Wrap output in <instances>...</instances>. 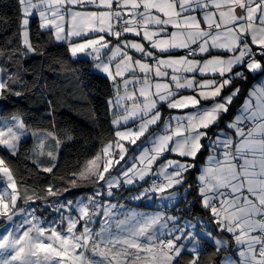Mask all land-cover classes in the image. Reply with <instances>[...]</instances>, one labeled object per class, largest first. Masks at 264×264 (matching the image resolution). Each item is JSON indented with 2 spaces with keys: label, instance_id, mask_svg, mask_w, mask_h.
<instances>
[{
  "label": "snow or ice",
  "instance_id": "snow-or-ice-1",
  "mask_svg": "<svg viewBox=\"0 0 264 264\" xmlns=\"http://www.w3.org/2000/svg\"><path fill=\"white\" fill-rule=\"evenodd\" d=\"M6 7L0 101L35 100L46 124L0 116V264H264V0ZM81 61L109 94L98 148L71 160L45 70L85 99Z\"/></svg>",
  "mask_w": 264,
  "mask_h": 264
},
{
  "label": "trees",
  "instance_id": "trees-1",
  "mask_svg": "<svg viewBox=\"0 0 264 264\" xmlns=\"http://www.w3.org/2000/svg\"><path fill=\"white\" fill-rule=\"evenodd\" d=\"M10 3L11 0H0V16L7 13L9 17L14 18V10L6 7ZM13 30L14 28H9L7 33L0 31V44H3L11 36ZM51 51L55 55L62 53L64 50L63 48H53ZM29 63H39V58L36 61L29 60ZM78 66L85 69V74L82 76L83 82L78 85V92L83 93L85 99H78L76 95L71 94L72 85L69 84L62 73L57 74L55 70H45L49 82H54L56 90L68 99L67 106L58 108L57 119L62 125L68 124L75 129L74 141L68 142V147L64 149L66 157L71 160L83 159L98 148L97 131L94 130L96 126L91 121V111L93 108H99L100 112L103 113L102 102L109 94L108 84L102 74L91 73L87 61H81ZM17 108L24 111L30 124H46V121L41 122L40 120L45 109L35 100L21 101L19 104H14L12 101H0V116L11 115ZM110 131L111 129L105 124L104 134L107 135ZM31 145V137L26 138L23 146L29 148ZM82 191L86 192L87 189H72L71 194L79 195ZM65 195L71 197L69 194ZM130 204L135 205L136 203L133 201ZM206 251L208 255H211L213 249L209 246Z\"/></svg>",
  "mask_w": 264,
  "mask_h": 264
},
{
  "label": "crops",
  "instance_id": "crops-1",
  "mask_svg": "<svg viewBox=\"0 0 264 264\" xmlns=\"http://www.w3.org/2000/svg\"><path fill=\"white\" fill-rule=\"evenodd\" d=\"M82 55V54H81ZM133 191H136L135 189H133ZM135 205H132L133 207L134 206H137L138 208H144L145 207V205L148 203L147 201H143V202H138V201H135ZM131 206V207H132ZM153 208H154V210H155V206L153 205L152 207H150V208H147V209H145V210H153Z\"/></svg>",
  "mask_w": 264,
  "mask_h": 264
},
{
  "label": "rangeland",
  "instance_id": "rangeland-1",
  "mask_svg": "<svg viewBox=\"0 0 264 264\" xmlns=\"http://www.w3.org/2000/svg\"><path fill=\"white\" fill-rule=\"evenodd\" d=\"M69 198H71V197H69ZM133 207V206H132ZM134 208H137V206H134ZM153 210H154V208H153Z\"/></svg>",
  "mask_w": 264,
  "mask_h": 264
},
{
  "label": "clouds",
  "instance_id": "clouds-1",
  "mask_svg": "<svg viewBox=\"0 0 264 264\" xmlns=\"http://www.w3.org/2000/svg\"><path fill=\"white\" fill-rule=\"evenodd\" d=\"M130 206H132V205L130 204Z\"/></svg>",
  "mask_w": 264,
  "mask_h": 264
},
{
  "label": "built area",
  "instance_id": "built-area-1",
  "mask_svg": "<svg viewBox=\"0 0 264 264\" xmlns=\"http://www.w3.org/2000/svg\"><path fill=\"white\" fill-rule=\"evenodd\" d=\"M130 203V202H129Z\"/></svg>",
  "mask_w": 264,
  "mask_h": 264
}]
</instances>
